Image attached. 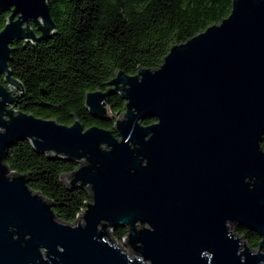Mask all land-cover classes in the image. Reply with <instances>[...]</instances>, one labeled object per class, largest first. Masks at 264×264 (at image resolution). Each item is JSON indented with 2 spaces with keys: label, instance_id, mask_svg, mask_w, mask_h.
I'll list each match as a JSON object with an SVG mask.
<instances>
[{
  "label": "water",
  "instance_id": "water-1",
  "mask_svg": "<svg viewBox=\"0 0 264 264\" xmlns=\"http://www.w3.org/2000/svg\"><path fill=\"white\" fill-rule=\"evenodd\" d=\"M0 13V264H264V0H230L225 17L173 43L156 68L116 70L86 91L84 108L112 118L111 129L15 108L24 90L10 44L35 45L56 26L47 0H0ZM113 94L124 102L118 117ZM20 140L76 164L59 176L89 195L73 223L3 163ZM230 224L255 232L257 247ZM116 227L136 256L116 245Z\"/></svg>",
  "mask_w": 264,
  "mask_h": 264
},
{
  "label": "trees",
  "instance_id": "trees-1",
  "mask_svg": "<svg viewBox=\"0 0 264 264\" xmlns=\"http://www.w3.org/2000/svg\"><path fill=\"white\" fill-rule=\"evenodd\" d=\"M47 4L56 34L35 45L10 44L8 67L24 90L15 108L64 125L72 122V113L84 128L108 129L112 118H94L84 108L86 91L104 89L116 70L132 75L136 66L156 68L173 43L218 23L230 9V0H47ZM6 15L0 13V29ZM107 104L110 115L123 111L124 102L116 94L108 96ZM259 145L264 151V132ZM3 163L12 172L25 174L27 188L40 193L63 223H73L89 200L86 189L67 191L59 180L75 163L47 159L26 140L8 147ZM232 230L250 248L257 247L255 232L237 224ZM124 234V227H116L110 235L120 241Z\"/></svg>",
  "mask_w": 264,
  "mask_h": 264
},
{
  "label": "rangeland",
  "instance_id": "rangeland-1",
  "mask_svg": "<svg viewBox=\"0 0 264 264\" xmlns=\"http://www.w3.org/2000/svg\"><path fill=\"white\" fill-rule=\"evenodd\" d=\"M112 116H114V115H112ZM114 117H118V116H114ZM229 227H230V229H232V224H230ZM113 240L115 241L116 245L122 247V249L125 252H127L129 254V256H136L132 252H129V249L126 246H123V244L121 243V241H118V240H116L114 238H113Z\"/></svg>",
  "mask_w": 264,
  "mask_h": 264
},
{
  "label": "flooded vegetation",
  "instance_id": "flooded-vegetation-1",
  "mask_svg": "<svg viewBox=\"0 0 264 264\" xmlns=\"http://www.w3.org/2000/svg\"><path fill=\"white\" fill-rule=\"evenodd\" d=\"M110 96V95H109ZM108 98V97H107ZM153 121V120H152Z\"/></svg>",
  "mask_w": 264,
  "mask_h": 264
},
{
  "label": "built area",
  "instance_id": "built-area-1",
  "mask_svg": "<svg viewBox=\"0 0 264 264\" xmlns=\"http://www.w3.org/2000/svg\"><path fill=\"white\" fill-rule=\"evenodd\" d=\"M79 214V213H78ZM121 241V240H120Z\"/></svg>",
  "mask_w": 264,
  "mask_h": 264
}]
</instances>
